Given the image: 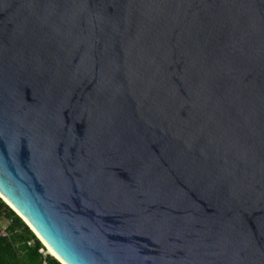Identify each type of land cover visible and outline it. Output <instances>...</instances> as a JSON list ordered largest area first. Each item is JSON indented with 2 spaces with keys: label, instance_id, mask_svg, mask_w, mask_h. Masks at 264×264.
Wrapping results in <instances>:
<instances>
[{
  "label": "water",
  "instance_id": "water-1",
  "mask_svg": "<svg viewBox=\"0 0 264 264\" xmlns=\"http://www.w3.org/2000/svg\"><path fill=\"white\" fill-rule=\"evenodd\" d=\"M0 198L61 264H264V0H0Z\"/></svg>",
  "mask_w": 264,
  "mask_h": 264
},
{
  "label": "trees",
  "instance_id": "trees-1",
  "mask_svg": "<svg viewBox=\"0 0 264 264\" xmlns=\"http://www.w3.org/2000/svg\"><path fill=\"white\" fill-rule=\"evenodd\" d=\"M4 220L8 221L5 229ZM43 249L24 221L0 198V264H61L44 255Z\"/></svg>",
  "mask_w": 264,
  "mask_h": 264
},
{
  "label": "rangeland",
  "instance_id": "rangeland-1",
  "mask_svg": "<svg viewBox=\"0 0 264 264\" xmlns=\"http://www.w3.org/2000/svg\"><path fill=\"white\" fill-rule=\"evenodd\" d=\"M9 207V206H8ZM11 209V208H10ZM12 210V209H11ZM13 211V210H12ZM7 223H8V221L6 222V220H4L3 221V228L4 227H6V225H7ZM39 241V240H38ZM40 242V241H39ZM41 243V242H40ZM42 244V243H41ZM43 245V244H42ZM44 247V246H43ZM43 253H44V255H50L49 253H48V251H47V249L46 248H44L43 249V251H42ZM52 256V255H51Z\"/></svg>",
  "mask_w": 264,
  "mask_h": 264
},
{
  "label": "bare ground",
  "instance_id": "bare-ground-1",
  "mask_svg": "<svg viewBox=\"0 0 264 264\" xmlns=\"http://www.w3.org/2000/svg\"><path fill=\"white\" fill-rule=\"evenodd\" d=\"M10 206V205H9ZM47 251H48V253L50 254V255H52L55 259H57L56 257H55V255L47 248Z\"/></svg>",
  "mask_w": 264,
  "mask_h": 264
},
{
  "label": "built area",
  "instance_id": "built-area-1",
  "mask_svg": "<svg viewBox=\"0 0 264 264\" xmlns=\"http://www.w3.org/2000/svg\"><path fill=\"white\" fill-rule=\"evenodd\" d=\"M4 229H5V228H4ZM4 229H3V230H4ZM3 230H2V234L5 235L6 233H5V231H3Z\"/></svg>",
  "mask_w": 264,
  "mask_h": 264
}]
</instances>
